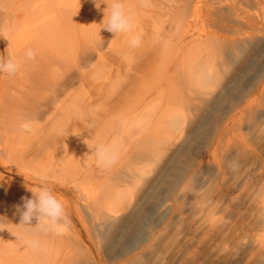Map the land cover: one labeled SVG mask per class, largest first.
I'll use <instances>...</instances> for the list:
<instances>
[{
    "label": "rangeland",
    "instance_id": "374dc122",
    "mask_svg": "<svg viewBox=\"0 0 264 264\" xmlns=\"http://www.w3.org/2000/svg\"><path fill=\"white\" fill-rule=\"evenodd\" d=\"M158 1L149 8L147 0H136L148 20L133 30L150 50L160 43L156 28H169L162 31L178 50V104H154L144 137L134 133L135 166L126 182H75L71 169L44 165L47 147L13 164L0 155V205L13 191L31 198L29 189L43 180L65 206L67 231L49 238V263L40 264H264V0H178V13L167 11L171 0ZM163 9L174 20L163 23ZM3 46L0 34L2 54ZM162 81L146 86L147 99ZM174 110L172 127L167 114ZM176 167L180 176L171 185ZM123 173L121 167L114 178ZM146 208L130 248L111 258Z\"/></svg>",
    "mask_w": 264,
    "mask_h": 264
},
{
    "label": "bare ground",
    "instance_id": "6f19581e",
    "mask_svg": "<svg viewBox=\"0 0 264 264\" xmlns=\"http://www.w3.org/2000/svg\"><path fill=\"white\" fill-rule=\"evenodd\" d=\"M123 3L133 19V28L130 33L115 36L101 29L111 0H35L24 5L0 0V34L4 45L0 57L22 58L29 48L37 52L34 60L23 61L16 75L0 74V155L8 163L13 164L17 157L23 158L32 149L47 147L50 154L44 165L48 164L53 170L71 169L75 182L114 186L127 181L135 166L132 153L134 133L142 132L141 138L144 137L151 125L148 123L151 120L149 114L157 112L154 104H178V88L173 83L178 77V50L164 38L163 31L168 33L169 28L166 31L161 25L153 33L155 38L161 36L159 44L155 41L156 47L151 45L148 50L144 42L131 47L129 40L135 36V28L143 25L144 19L148 20L144 16L148 15L142 16L145 11L138 13L142 6L136 0H123ZM146 3L150 8L153 3L158 5L160 2L147 0ZM165 7L176 13L178 0H171L170 4L168 1ZM166 10L160 13L166 15L163 23L167 24L172 16ZM172 29L178 34L177 28ZM153 42L151 44H155ZM169 48L176 51L170 52L168 60V56L165 59L163 55ZM158 78L163 81L147 99L146 86L155 84ZM134 101L151 105L146 109L137 107L135 111L130 107ZM92 102L96 105L90 107ZM141 111L135 129L133 119ZM168 113L165 114L169 119L172 117V124L178 113ZM171 113H175L174 116ZM161 117L155 115L156 120ZM61 131L66 133L64 137H61ZM97 145L107 146L116 157L115 163L109 167L98 165ZM121 167L122 177L114 178ZM170 173L167 181L173 185L180 176L178 167ZM6 196L9 197L7 205H0V264H23L26 261L40 264V259L49 263L52 246L47 243L55 233L40 231L35 218L32 226L19 225L16 205H22L21 198L26 196L18 191ZM146 212L147 208L134 218L126 240L119 246L120 252L116 250L118 254L115 251L111 258L130 248V239L143 226ZM18 236L38 239L40 247L25 245L17 239ZM57 237L63 238V235L57 234ZM50 243H53L52 238Z\"/></svg>",
    "mask_w": 264,
    "mask_h": 264
},
{
    "label": "clouds",
    "instance_id": "9594fccd",
    "mask_svg": "<svg viewBox=\"0 0 264 264\" xmlns=\"http://www.w3.org/2000/svg\"><path fill=\"white\" fill-rule=\"evenodd\" d=\"M103 24L104 26L101 29L113 33L115 36L132 31L133 19L126 12L123 0H111L110 8L107 15L105 14L104 16ZM129 43L131 47L139 46L140 37L138 35L131 36ZM36 56L37 52L29 48L24 52L22 58L12 55L0 57V74L16 75L20 71L24 60L31 61ZM95 153L98 165L109 167L115 163L116 157L107 146L97 145ZM29 190L32 193L31 198L22 197V205H16V211L20 216L19 225L32 226V221L35 218L38 220L36 226L42 232H55L58 235L66 232L70 221L64 204L57 199L52 189L42 180L39 187ZM17 239L30 247H40L38 239H28L22 236H18Z\"/></svg>",
    "mask_w": 264,
    "mask_h": 264
}]
</instances>
